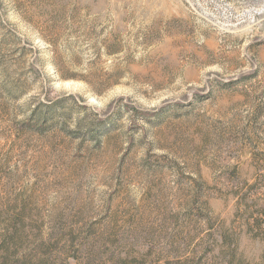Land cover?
Segmentation results:
<instances>
[{"label": "rangeland", "instance_id": "374dc122", "mask_svg": "<svg viewBox=\"0 0 264 264\" xmlns=\"http://www.w3.org/2000/svg\"><path fill=\"white\" fill-rule=\"evenodd\" d=\"M0 264H264V0H0Z\"/></svg>", "mask_w": 264, "mask_h": 264}]
</instances>
